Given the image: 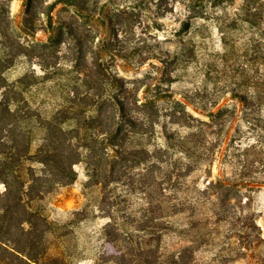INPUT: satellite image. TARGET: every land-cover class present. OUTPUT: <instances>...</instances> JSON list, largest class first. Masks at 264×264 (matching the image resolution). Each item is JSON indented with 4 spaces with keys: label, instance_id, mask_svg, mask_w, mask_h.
I'll return each instance as SVG.
<instances>
[{
    "label": "trees",
    "instance_id": "1",
    "mask_svg": "<svg viewBox=\"0 0 264 264\" xmlns=\"http://www.w3.org/2000/svg\"><path fill=\"white\" fill-rule=\"evenodd\" d=\"M58 3L84 9L73 10L74 21L55 22L52 13ZM236 4L237 0H56L46 13L50 37L41 46L21 42L9 10L2 8L0 264L72 263L71 256L52 250L51 238H62L61 226L35 209L32 201L76 182L79 165L88 177L86 188L99 189V211L108 219L104 250L95 264H264V232L253 208L255 189L264 187V176L248 172L208 177L204 187L191 181L198 162L179 145H186L190 137L166 128L162 134L167 144L162 145L159 126L167 116L173 124L199 119L176 100V92L163 88L157 76L127 81L120 74L127 67L117 62L121 53L105 38L97 42L99 36L90 30L96 26L126 33L127 27L142 25L143 14H152L153 7L159 19L181 7L178 34L190 31L194 21H218L227 58L241 51L234 69L241 80L227 95L241 99L250 129L264 131V116L249 114L264 107V0H242L231 14L229 8ZM157 18L152 22L162 30ZM65 36L71 52L64 58L71 66L60 60ZM130 53L123 57H137L140 50L135 47ZM33 57L43 59L42 75L29 70L16 80L7 77L18 58ZM46 59L52 62L46 64ZM144 62L132 70L138 72ZM71 73L78 77L66 82L58 78ZM59 92L61 100L50 108L44 106L47 100L35 105L40 95L46 99ZM168 99L174 106L166 113L162 103ZM235 119L233 112L227 122L235 124ZM252 147L264 148V136ZM252 162L264 173L263 158ZM82 215L84 211L75 212V220ZM173 232L187 236L189 244L165 249L164 240ZM203 248L213 252L210 258L197 257Z\"/></svg>",
    "mask_w": 264,
    "mask_h": 264
},
{
    "label": "rangeland",
    "instance_id": "2",
    "mask_svg": "<svg viewBox=\"0 0 264 264\" xmlns=\"http://www.w3.org/2000/svg\"><path fill=\"white\" fill-rule=\"evenodd\" d=\"M55 1L0 0V17L2 8L6 7L14 21L15 28L20 32L21 42L26 46H41L50 37V33L47 32L46 13ZM241 4L242 0H237V4L229 8V12L233 14L235 8L240 7ZM81 9H84L81 5L69 6L65 3H58L52 13L54 21H71L73 10ZM155 11L153 7L152 14L151 12L144 13V23L142 25L135 23L127 27L126 33L121 31L115 34L105 27L96 26L90 30L92 35L99 36L96 39L97 42L105 38L113 44L115 50L121 53L117 62L127 67L126 72L120 70L121 76L127 81L145 78L148 74L157 76L164 81L163 88L176 92L178 95L176 100L184 102L188 112L199 119V121L188 123L182 121L173 124L170 122V116L164 117L159 126L158 141L162 145L167 144L162 134L166 128L169 133L190 137L186 145L181 143L179 145L190 151L189 153L192 154L190 160L198 162L190 180L198 182L202 187L206 186L208 177L216 178L219 175L235 177L250 172L252 176H264L259 169L260 164L255 163L252 166V160L255 158L264 159V148L258 150L251 148L256 144V140L264 136V131L250 129V125L244 120L246 110L241 99L227 95L232 88L236 87L235 82L241 80V77L234 71L240 64L238 55L240 56L241 51L237 50V55L227 58L228 50L224 47L222 34L218 28L219 23L216 20L194 21L190 31L178 34L182 24L181 7H177L175 13H167L162 19L157 18ZM155 18L159 23L161 22L162 30H158L152 22ZM82 22L83 20L79 23L82 24ZM144 31H147V34ZM57 34L58 32H55L53 36ZM62 38L64 42L59 47L60 60L71 66L69 58H64L71 52L68 47L69 41L66 36ZM135 47L140 50L137 57H123L131 54L130 52ZM112 56H108L109 64L113 61ZM42 60L37 57L18 58L15 67L7 72V77L11 81L16 80L29 70L42 75L44 73L40 65ZM141 61H145L144 66L138 72L132 70L131 67L138 66ZM46 62L48 64L52 61L46 59ZM71 77H78V74L71 73L58 78L66 82ZM60 93L46 99L45 94H42L37 98L35 105H39L42 100H47L44 106L50 108L61 100L62 93ZM181 94L189 96L192 101H185L180 96ZM173 102L174 100L168 99L162 103L164 112L169 113L172 110ZM218 110L221 111L220 116H210L217 114ZM233 112L236 113L235 124L227 122L228 119L232 120ZM249 114L252 118L264 116V107L252 110ZM224 124L227 125L225 129H223ZM39 140V138L36 139L35 146L39 144ZM172 143L174 144V140ZM76 170L78 172L76 182L68 186L56 187L42 200L36 199L32 201V204L49 220L61 226L59 231L62 238L60 240L51 238L54 252H63L71 256L73 259L71 264H95L104 250L102 234L108 219L104 218L99 211V189L86 188L88 177L84 166L79 165ZM0 190H4L2 184H0ZM253 208L258 224L264 232V187L255 189ZM78 211H84V215L75 220L74 214ZM189 240L180 232H173L165 238L163 246L173 251L188 245ZM212 254V251L203 248L198 252L197 257L206 259ZM237 264L251 263L242 261Z\"/></svg>",
    "mask_w": 264,
    "mask_h": 264
}]
</instances>
